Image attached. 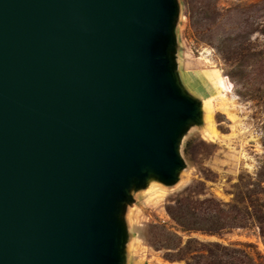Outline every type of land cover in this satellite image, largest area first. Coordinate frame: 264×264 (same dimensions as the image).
Wrapping results in <instances>:
<instances>
[{"label": "water", "instance_id": "obj_1", "mask_svg": "<svg viewBox=\"0 0 264 264\" xmlns=\"http://www.w3.org/2000/svg\"><path fill=\"white\" fill-rule=\"evenodd\" d=\"M175 0H0V264H121L132 180L197 121Z\"/></svg>", "mask_w": 264, "mask_h": 264}, {"label": "rangeland", "instance_id": "obj_2", "mask_svg": "<svg viewBox=\"0 0 264 264\" xmlns=\"http://www.w3.org/2000/svg\"><path fill=\"white\" fill-rule=\"evenodd\" d=\"M175 2L176 70L213 99L209 130L181 135L177 187L130 192L121 264H264V0Z\"/></svg>", "mask_w": 264, "mask_h": 264}, {"label": "bare ground", "instance_id": "obj_3", "mask_svg": "<svg viewBox=\"0 0 264 264\" xmlns=\"http://www.w3.org/2000/svg\"><path fill=\"white\" fill-rule=\"evenodd\" d=\"M186 91L190 95L193 91L190 86L189 88L185 85ZM222 99L225 102L231 101L230 99L222 96ZM196 111H197V121H196V126L198 127L199 131L202 133H207L209 128L205 124V113L203 110V103L204 106L207 105V103H211L213 100L212 98L205 101L201 97L197 96L196 97ZM232 102H235L232 101ZM207 108V107H206ZM207 123V122H206ZM182 167L180 169H177L173 173V178L170 179L169 181H163L159 178V176H156L153 173L147 174L143 179L140 180H132L130 184V189L129 191L131 192H140V193H148L150 190L155 189V188H160L163 191L165 190H172L175 187H177L181 183V174H182ZM132 206L129 205V203L124 202V203H118L116 206V213L114 215V219L117 222V224L120 226V237H122V244L124 245V236L126 235L127 230L130 231L129 226L127 224V218L129 214V210Z\"/></svg>", "mask_w": 264, "mask_h": 264}, {"label": "trees", "instance_id": "obj_4", "mask_svg": "<svg viewBox=\"0 0 264 264\" xmlns=\"http://www.w3.org/2000/svg\"><path fill=\"white\" fill-rule=\"evenodd\" d=\"M261 234H262V236H264V227L263 226L261 227Z\"/></svg>", "mask_w": 264, "mask_h": 264}]
</instances>
